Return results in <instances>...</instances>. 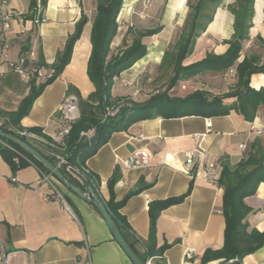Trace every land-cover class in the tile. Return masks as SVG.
<instances>
[{
	"label": "crops",
	"instance_id": "crops-1",
	"mask_svg": "<svg viewBox=\"0 0 264 264\" xmlns=\"http://www.w3.org/2000/svg\"><path fill=\"white\" fill-rule=\"evenodd\" d=\"M95 1L47 0L40 16L43 20L34 24L24 18L29 15L31 0H0V18L7 13L12 14L7 28L0 19L1 112L16 111L30 91V82L11 67L24 60L20 55L23 44L19 45L16 40L31 37L32 49L26 58L31 63H37L41 55L47 65L41 70L42 77L37 79V83H42L52 75L50 66L75 34L82 15L89 19L75 43L70 63L23 118L21 125L24 129L40 128L53 139L58 128V111L68 87L77 88L85 99L94 92L95 87L86 71L92 52ZM138 1L141 0H123L118 17L119 31L112 44L115 52L132 43L136 33L133 16ZM233 1L226 0L215 11L213 22L198 41L194 54L186 60V64L201 60L207 52L216 55L227 52L229 46L223 41L229 40L233 34L234 20L227 9ZM188 2L144 1V8L140 10L141 21L159 15V10L164 7L160 18L163 30L143 40L147 55L115 81L121 79L123 84L132 83L153 69L159 71V76L164 69H171L165 65V60L171 43L178 41L188 19ZM254 9L250 39L243 43L239 62L250 56H257L264 61V49L257 43L258 36L264 39V0H256ZM204 76L209 79L204 91L212 95L227 94L236 83L235 74L230 72ZM251 79L250 86L254 90L264 89V75H253ZM112 94L113 98L125 96L121 91L117 94L114 87ZM2 122L0 118V125ZM30 138L41 141L33 135ZM255 143L264 150V106L252 123L246 122L236 112L211 118H157L138 122L128 132L113 134L109 142L87 161L86 168L87 172L98 177L99 191L105 201L110 199L107 183L116 172L121 175L115 187L117 201H121L141 183L149 186L132 196L121 210L134 239L138 241L136 247L140 251V243L149 237L150 203L182 197L193 183L192 192L185 201L164 210L159 216L157 242L158 246L172 245L165 254L167 264H202L205 253L218 252L224 246V191L219 183L207 180L202 166H193L187 174L186 155L194 153L201 145L207 151L209 162L236 165L247 156ZM241 145L245 146L243 150ZM140 149L148 152L149 166L143 169L122 168L120 161ZM194 155L195 161H198L197 155ZM75 186L83 189V186ZM59 197L66 201L69 209L63 206ZM245 201L250 208L245 221L249 226L248 231L263 233L264 183L259 186L255 196ZM219 262L216 260L208 264ZM0 264L133 263L113 238L102 216L89 202L80 199L54 177L42 174L33 165L13 172L0 154ZM242 264H264V246L245 257Z\"/></svg>",
	"mask_w": 264,
	"mask_h": 264
},
{
	"label": "trees",
	"instance_id": "trees-1",
	"mask_svg": "<svg viewBox=\"0 0 264 264\" xmlns=\"http://www.w3.org/2000/svg\"><path fill=\"white\" fill-rule=\"evenodd\" d=\"M144 1H138L135 6L133 27H135L136 33L132 43L117 52L112 49V44L119 31L118 17L123 8V0L95 1L96 10L91 31L92 52L86 71L95 90L85 99L77 88L71 85L68 87L67 94L77 98L79 117L65 140V147H52L53 139L46 136L42 129L26 130L22 127L21 122L31 112L33 104L44 90L61 76L70 63L75 43L80 38L84 26L89 22L85 15H82L77 30L69 38L64 51L50 66L53 73L45 82L37 83V79L39 71L47 65L40 54L37 63L27 60L26 56L32 49V41L31 37L26 39L21 47L20 55L24 58V68L31 74L30 91L16 111L1 112L0 110V118L3 121L0 129L29 144L49 162L56 165L67 181L73 185L82 186V183L67 169V166L85 176L104 203L111 218L118 225L125 241L139 255L144 264H147L149 260H152L153 264H167L165 254L172 245L158 246L157 220L164 210L172 206L175 207L190 196L193 183L190 184L187 193L182 197L150 203L149 237L145 242L140 243L142 245V251H140L136 247L138 241L134 239L121 210L132 196L141 193L149 186L141 183L137 189L129 192L121 201H117L115 187L121 179V175L116 172L107 183L110 199L105 201L99 191L98 177L87 172V161L109 142L113 134L128 132L131 127L141 121L190 116L211 118L227 116L231 112H236L246 122H255L260 108L264 106V89L254 90L250 83L253 75H264V61H261L257 56H250L239 62L243 43L250 39L256 0H234L227 7L234 20L231 38L223 41L229 46L227 52L224 55L207 52L201 60L186 64V60L194 54L198 41L203 38L208 26L213 22L215 11L226 1L196 0L192 4L189 0L190 12L186 26L173 46V53H167V56L171 54L174 56V61L166 90L152 95L143 102H135L125 97L113 98L115 79L147 55V46L143 40L153 37L163 30L160 18L164 7L159 10V15L141 21L140 10L144 8ZM40 3L42 7H46L47 0H41ZM37 7V0H31L29 15L24 17L25 20L35 24ZM257 43L264 49V39L261 36L257 37ZM231 70L234 71L236 83L227 94L212 95L204 90H195L183 97L169 94L181 82L192 80L200 75L224 74ZM114 108H117V112L114 115L109 114L108 110ZM89 131H94V135L87 139L84 134ZM22 133L27 135H22ZM31 135L38 137L41 141L31 139ZM53 153L62 155L66 159L67 165L59 166L58 161L52 155ZM0 154L11 166L13 172L33 165L42 174L52 176L40 162L31 158L23 149L1 138ZM218 183L224 191L225 242L220 251L205 253L202 264L216 260L220 261L218 264H242L245 257L264 246V232L260 233L256 230L249 232V226L245 222L250 212L245 200L255 196L259 186L264 183L263 148L255 143L240 163L230 165L228 162H223Z\"/></svg>",
	"mask_w": 264,
	"mask_h": 264
},
{
	"label": "built area",
	"instance_id": "built-area-1",
	"mask_svg": "<svg viewBox=\"0 0 264 264\" xmlns=\"http://www.w3.org/2000/svg\"><path fill=\"white\" fill-rule=\"evenodd\" d=\"M38 13L35 23L39 24L41 19V12H42V6L40 3V0L38 1V7H37ZM4 23L6 28L8 27L9 21L12 19V14L7 13L1 16L0 18ZM32 57H34V54H31ZM24 62L23 60L12 64L11 67L15 72L20 74L25 81L30 82L29 74L27 73L26 69L24 68ZM40 74H38V77H42L41 71H39ZM230 73H234L233 70L230 71ZM125 86H131V82L124 83ZM117 112V110L115 111ZM114 112V113H115ZM112 113L111 115H114ZM79 117V111L77 107V98L74 95H68L66 94L64 99L62 100V103L60 105L59 111H58V128L55 136L53 137V143L51 144L52 147L60 146L65 147V140L68 138L71 128L74 124V122ZM22 135H27L26 133H22ZM94 135V131H89L84 134V137L87 139H90ZM141 139H143V135L140 136ZM199 139V137H196ZM240 148L243 150L245 146L241 145ZM194 153L197 155L198 161H195L194 159ZM194 153H187L186 155V164L187 168L185 169V172L188 174L190 173V168H192L195 165L202 166V169L204 171L205 177L208 181L211 183H218L219 178V172L222 168V163H211L208 161L207 151L201 146L198 145ZM55 159L58 161L59 166L67 165L66 159L59 154H52ZM120 165L124 169H143L149 166V154L147 151L140 149L135 150L132 154H130L126 159H123L120 161ZM67 169H72L70 166H67ZM59 200L63 204V206L67 209H69L68 204L66 201L59 197ZM147 264H153L152 260H149Z\"/></svg>",
	"mask_w": 264,
	"mask_h": 264
},
{
	"label": "water",
	"instance_id": "water-1",
	"mask_svg": "<svg viewBox=\"0 0 264 264\" xmlns=\"http://www.w3.org/2000/svg\"><path fill=\"white\" fill-rule=\"evenodd\" d=\"M0 138L9 142H12L13 144L17 145L21 149H23L26 153H28L31 158L33 157L35 160L40 162L50 174L57 179L60 184L65 186L67 189H69L71 192H73L75 195L80 197V199H83L84 201L89 202L102 216L104 219V222L106 223V226H108L113 238L115 241L119 244V246L123 249V251L127 254L129 259L133 264H144V262L141 260L139 255L131 248V246L125 241L123 238L120 229L118 225L114 222V220L111 218L109 213L107 212V209L104 205V203L101 201V199L96 194L94 188L91 186V184L88 182V180L83 176L81 173L75 171L74 169H70L69 171L77 177L81 185L83 186V189L73 185L63 175L61 170L51 162H49L45 157H43L39 152H37L35 149H33L29 144L25 143L21 139L9 135L5 132H3L0 129Z\"/></svg>",
	"mask_w": 264,
	"mask_h": 264
},
{
	"label": "rangeland",
	"instance_id": "rangeland-1",
	"mask_svg": "<svg viewBox=\"0 0 264 264\" xmlns=\"http://www.w3.org/2000/svg\"><path fill=\"white\" fill-rule=\"evenodd\" d=\"M195 1L196 0H191V3L193 4ZM186 23L182 29L185 28ZM25 39L26 37H20V39H17L16 41L19 45H22L24 44ZM173 46L174 44L171 43L169 53H173ZM173 61L174 56L171 54L170 56H167L165 65H168V67L170 66L172 69ZM171 69H164L160 73V76L159 71L153 69L152 71L148 72V74H145L140 80L132 82L131 86H125L123 83H121V79H117L114 84V91L117 92V94L121 91V93L125 95V98H130L132 101L143 102L152 95L166 90L172 73ZM203 76L204 75H200L196 78H193L192 80L179 83L172 91H170L169 94L171 96L183 97L195 90L207 89L206 84L209 82V79L206 78V76ZM116 110L117 108L110 109L108 110V113L112 114Z\"/></svg>",
	"mask_w": 264,
	"mask_h": 264
}]
</instances>
